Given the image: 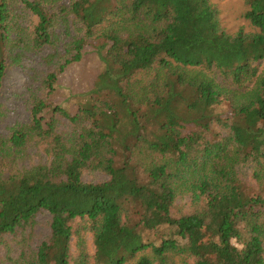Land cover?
<instances>
[{
  "label": "trees",
  "instance_id": "trees-1",
  "mask_svg": "<svg viewBox=\"0 0 264 264\" xmlns=\"http://www.w3.org/2000/svg\"><path fill=\"white\" fill-rule=\"evenodd\" d=\"M240 1L232 29L217 0H0V264H264V0Z\"/></svg>",
  "mask_w": 264,
  "mask_h": 264
},
{
  "label": "rangeland",
  "instance_id": "rangeland-1",
  "mask_svg": "<svg viewBox=\"0 0 264 264\" xmlns=\"http://www.w3.org/2000/svg\"><path fill=\"white\" fill-rule=\"evenodd\" d=\"M156 4L160 10L166 5L167 0H145ZM219 3L222 14L229 22L232 29H238L240 27H247L246 20L242 18V12L244 5L240 0H217ZM245 20V21H244ZM24 68H19L10 72L9 76L5 80V94H3V100L9 103L11 106L9 116L7 120L9 123L25 118L24 105L20 99H17L19 93H24L26 87L30 85L31 80L25 73Z\"/></svg>",
  "mask_w": 264,
  "mask_h": 264
}]
</instances>
